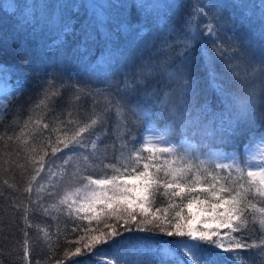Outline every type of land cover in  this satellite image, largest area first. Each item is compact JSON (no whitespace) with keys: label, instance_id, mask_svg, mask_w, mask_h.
<instances>
[{"label":"snow or ice","instance_id":"snow-or-ice-1","mask_svg":"<svg viewBox=\"0 0 264 264\" xmlns=\"http://www.w3.org/2000/svg\"><path fill=\"white\" fill-rule=\"evenodd\" d=\"M234 6L240 14L226 19L223 5L195 0L183 20L177 21L173 18L178 7L175 0H55L34 3L31 19L18 22L16 31L23 33L31 25L32 37L43 30L37 22L46 27L50 38L39 39L37 47L58 61L51 72L32 69L36 86L55 80L58 73L76 75V69L66 68L75 61L105 84L118 107L137 119L146 118L142 123L154 120L163 128L149 129L152 134L141 145L142 138L132 134L137 124L129 121L123 146L128 155L104 165L112 174L102 178L89 174L80 178L87 181L83 188L64 194L60 203L76 225L72 231L83 234L71 242L73 248L57 264L104 259L109 247L132 233L145 234L155 242L140 249L141 256L155 258V264H222L225 256L235 261L237 250L255 247L240 233L248 224L249 212L264 216V207L258 208L250 199L258 197L264 202V147L249 142L255 137L246 141L244 136L255 119L256 101L264 103V95L257 97L250 82L232 72L231 59L239 50L237 33L251 25L256 26L255 32L243 43L264 48V0H260L259 13L248 10L242 0H236ZM199 17L206 22L194 28ZM229 24L232 35L225 40L220 33ZM205 37L212 38L216 59L231 74L230 79H220L215 62L201 48L203 70L214 93L211 101L201 100L191 73L192 50ZM169 52L172 54L161 58ZM7 58L16 63H7ZM18 64H28L24 46L11 51L0 46V94L23 95L25 85ZM129 65L135 68L131 73L126 71ZM150 80L163 81V89L149 90ZM72 86H79V81ZM96 124L92 120L67 136L52 147L51 157L63 155L65 150L71 154L87 149L84 137ZM168 137L177 143H169ZM260 141L264 145V135ZM226 145L234 147L225 151ZM71 158L69 155L65 165ZM213 160L228 162L213 164ZM206 162L210 166L202 167ZM38 163L37 175L44 158ZM224 170L238 175L222 183L219 173ZM160 196L167 197L168 207H156ZM260 225L264 226V219ZM24 257H28L27 249ZM105 264L126 261L114 257ZM137 264L144 262L141 259Z\"/></svg>","mask_w":264,"mask_h":264},{"label":"trees","instance_id":"trees-1","mask_svg":"<svg viewBox=\"0 0 264 264\" xmlns=\"http://www.w3.org/2000/svg\"><path fill=\"white\" fill-rule=\"evenodd\" d=\"M42 2L54 3L55 0H0V46L11 51L23 45L28 59L26 66L17 65L25 85L23 95L0 94V264H57V261H63L64 252L73 248L71 242L83 233L72 231L76 225L69 215L68 208L61 204L60 200L66 192L83 188L87 181H81L80 178L89 174L94 178L112 174L111 169L105 168L104 165L112 162L114 157L122 159L128 155L123 146L129 131V121L136 122L137 127L132 130V134L142 138L141 145L149 124L142 123L146 119L143 116L137 119L118 107L113 99L114 94L105 84L75 61L68 62L66 68L69 71L76 69V75L69 77L66 71L58 73L55 80L42 87L35 85L32 78L33 68H47L51 72L58 63L55 57L42 54L37 47L39 39L50 38L48 29L37 22L38 28L43 30H38L36 37L31 36V25H26L23 33H18L16 29L18 22L23 23L24 18L31 19V6ZM207 2L208 0H200V3ZM235 2L236 0H212V3L224 6L226 19L240 14V10L234 6ZM242 2L248 6V10L259 13L260 0ZM175 3L178 7L173 12V18L182 21L195 0H175ZM6 4L12 5L13 8L5 10ZM205 22L204 17H199L193 27H201ZM230 27V24L226 25L220 33L225 40L232 35ZM255 29L256 26L251 25L237 33L239 50L232 57L231 63L232 72L247 79L259 97L264 95V64L261 63L264 48L258 44L243 43ZM211 45L212 38L205 37L196 42L192 50L191 73L198 82L202 101H211L214 97L207 74L203 70L205 60L200 54L202 47L207 49L208 56L215 62L220 79H230L231 75L224 62L216 59ZM171 54L163 53L161 58ZM6 62L16 63L11 58H7ZM134 70L132 65L126 69L129 73ZM167 79L165 73L164 80ZM76 81H79V86L73 87ZM13 84L15 85V81ZM163 86V81H149V90L163 89ZM255 113V119L252 125L245 129L244 136L246 141L250 136L255 137L249 141L251 144L264 135V103L259 99L255 104ZM92 120H96L97 124L93 125L90 133L84 137L88 141L87 149L71 154L65 150V154L57 153L55 158L51 157L52 147L85 124H91ZM150 123L163 129L154 120ZM167 139L169 143H177L171 137ZM232 147L234 145H226L224 150L229 151ZM69 155L72 158L69 164L65 165ZM41 157L44 158L45 164L37 175V169H41L38 163ZM191 162L198 163L195 160ZM218 162L228 161H212L213 164ZM209 166L207 162L202 165ZM237 175L235 171L229 173L224 170L219 173V178L223 183ZM250 199L258 208L264 207V202L258 197ZM157 200L156 207H168L167 197L160 196ZM161 200L163 202H159ZM173 202L179 203L178 200ZM74 215L73 212L72 216ZM261 219H264V216L259 212H249L248 224L242 227L240 233L246 243L254 244L255 247L237 250L235 261L225 256L222 264H264V226L260 225ZM154 243L142 233L125 234L118 245L107 249L104 259L90 258L89 264H105L106 260L114 257L126 261V264H137L141 259L144 264H155V258L140 254V249L154 246ZM26 249L27 259L24 257Z\"/></svg>","mask_w":264,"mask_h":264},{"label":"rangeland","instance_id":"rangeland-1","mask_svg":"<svg viewBox=\"0 0 264 264\" xmlns=\"http://www.w3.org/2000/svg\"><path fill=\"white\" fill-rule=\"evenodd\" d=\"M151 128H157V129H159L160 131H163V129H161V128L158 127L157 125L152 124V123H149V124L147 125L146 129H145V132H144V133H145V140L148 138L149 135L152 134V133L149 131V129H151ZM252 144H253L255 147H257V148L264 147V145H261L260 138H258V139H257L256 141H254ZM244 157H245V160H246V159H247V153H245Z\"/></svg>","mask_w":264,"mask_h":264}]
</instances>
